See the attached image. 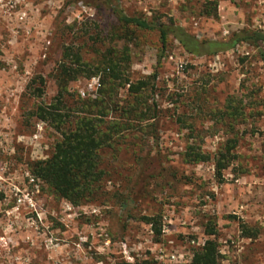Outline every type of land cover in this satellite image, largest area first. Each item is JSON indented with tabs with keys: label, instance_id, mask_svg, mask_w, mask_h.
<instances>
[{
	"label": "rangeland",
	"instance_id": "obj_1",
	"mask_svg": "<svg viewBox=\"0 0 264 264\" xmlns=\"http://www.w3.org/2000/svg\"><path fill=\"white\" fill-rule=\"evenodd\" d=\"M117 1L128 14L173 22L200 39L264 30V0H217L215 16L199 14L205 0ZM114 24L94 0H0V264H172L158 260L160 248L180 255L174 264H192L207 239L217 241V264H264L263 42L194 56L171 35L163 47L155 27L139 31L129 74L138 80L157 73L158 114L99 150L101 197L73 206L30 173L29 163L47 158L61 136L32 112L56 101L64 48L79 49L94 68ZM88 69L63 92L71 119L78 100L90 97L80 93L93 76ZM36 86L40 97L32 94ZM127 87L117 92L119 105ZM230 107L235 118L222 114ZM228 139H236L234 156L219 176L215 157ZM192 141L208 161L184 162ZM144 216H160L159 234ZM241 223L258 235L242 237Z\"/></svg>",
	"mask_w": 264,
	"mask_h": 264
},
{
	"label": "trees",
	"instance_id": "obj_2",
	"mask_svg": "<svg viewBox=\"0 0 264 264\" xmlns=\"http://www.w3.org/2000/svg\"><path fill=\"white\" fill-rule=\"evenodd\" d=\"M93 2V1H92ZM109 9L115 19V24L108 31L109 46L102 53L100 63L94 68L91 63L82 60L79 49L71 45L64 48L62 61L58 65L56 76L58 95L56 101L48 104H38L33 115L46 121L60 133V138L54 143L51 154L44 159L29 163L30 173L47 185L51 193L60 199L68 201L73 206L96 201L103 194L104 170L100 167L99 150L110 143L117 135H121L135 127V122H154L158 114V103L155 101L157 73L132 80L129 68L132 60V46L139 31L150 28L159 30L160 41L165 46L167 37L171 35L186 53L194 56H214L234 48L238 43L245 42L254 46L264 43V30L243 29L233 32L226 39H200L188 32L184 27L150 21L140 13L128 14L118 4L117 0H94ZM217 0H205L199 7V14L215 16ZM71 60V62H69ZM89 67L87 77L101 71L100 84L94 98L79 99L71 119L63 102V92L67 84L75 80L81 72ZM34 80H32L33 82ZM39 83H43L39 77ZM127 87L128 100L125 105H119L115 100L118 90ZM41 86L32 89L36 97L42 95ZM151 100V101H150ZM223 111L222 114L236 117L238 110ZM181 122L183 119L178 117ZM67 124V125H65ZM152 125V123L150 124ZM193 131L192 125L188 126ZM236 139H228L224 150H219L215 157L216 173L220 176L233 158L231 150ZM185 163L197 164L210 159L194 141L187 143L182 152ZM144 221L160 233V216H144ZM215 227L209 223L206 233L211 235ZM241 236L255 238L258 229L246 223L240 224ZM220 253L215 239H207L196 249L192 256V264H217Z\"/></svg>",
	"mask_w": 264,
	"mask_h": 264
},
{
	"label": "built area",
	"instance_id": "obj_3",
	"mask_svg": "<svg viewBox=\"0 0 264 264\" xmlns=\"http://www.w3.org/2000/svg\"><path fill=\"white\" fill-rule=\"evenodd\" d=\"M99 82H100V75L99 74L93 75L88 81H86L85 87H84L85 89L80 91L81 95L85 96L87 93V96L94 98L97 94V90H98V87L100 84ZM190 242L192 244H195L194 239H192ZM179 256L180 255L176 251H171V252L165 253L163 251V249L160 248L158 260H165V261H168V262L174 264L175 262L179 261L178 260ZM239 264H241V263H239Z\"/></svg>",
	"mask_w": 264,
	"mask_h": 264
}]
</instances>
